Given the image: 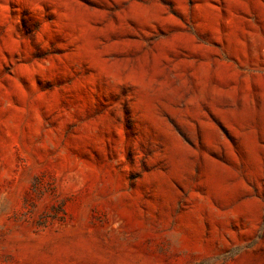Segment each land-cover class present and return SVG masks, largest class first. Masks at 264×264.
Instances as JSON below:
<instances>
[{
	"label": "rangeland",
	"instance_id": "1",
	"mask_svg": "<svg viewBox=\"0 0 264 264\" xmlns=\"http://www.w3.org/2000/svg\"><path fill=\"white\" fill-rule=\"evenodd\" d=\"M0 264H264V0H0Z\"/></svg>",
	"mask_w": 264,
	"mask_h": 264
}]
</instances>
